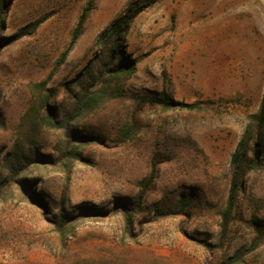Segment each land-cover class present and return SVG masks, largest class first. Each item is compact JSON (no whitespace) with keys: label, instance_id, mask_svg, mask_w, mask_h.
Returning <instances> with one entry per match:
<instances>
[{"label":"rangeland","instance_id":"obj_1","mask_svg":"<svg viewBox=\"0 0 264 264\" xmlns=\"http://www.w3.org/2000/svg\"><path fill=\"white\" fill-rule=\"evenodd\" d=\"M88 2L3 0L0 158L36 149L58 163L54 147L62 130L32 129L46 93L35 85L54 90L48 103L60 118L71 95L82 92L75 82L87 69L98 77L107 60L109 48L96 46L97 39L143 0H93L68 49ZM124 46L133 70L110 80L122 94L75 126L76 135L94 139L81 147L83 160H74L67 173L29 167V177L40 181L37 200L16 183L0 186V264H220L235 254L240 264H264V240L251 248L257 237L251 218L264 222V129L257 165L244 177L227 231L221 234L219 226L229 161L264 90V0H158L132 21ZM161 92L201 109H161L147 101ZM125 127L131 138L118 142ZM27 136L37 142L25 144ZM151 170L128 234L122 205L134 204L138 183ZM180 197L192 201L184 212L157 218L155 209L175 207ZM62 202L76 218L60 240L49 219Z\"/></svg>","mask_w":264,"mask_h":264},{"label":"trees","instance_id":"obj_2","mask_svg":"<svg viewBox=\"0 0 264 264\" xmlns=\"http://www.w3.org/2000/svg\"><path fill=\"white\" fill-rule=\"evenodd\" d=\"M92 1L93 0H89L86 7L83 8L77 24L71 33L68 49L80 37L83 25L92 9ZM157 1L158 0H143L142 4L134 7L133 9H129L103 31L101 36L95 42V45L98 47L106 46L109 48L107 60L105 63L100 65V68L97 71L98 77H95L90 72V69H87V71L81 76V78L83 77L81 79L82 81L75 82L78 85L80 84L82 92L71 95L72 103L70 108L68 111L64 112L60 118L57 117V113L54 111L55 108L50 106L48 103V100L54 96V90L45 88L43 84L35 85V87H41L46 93L40 98L37 107L38 110L42 109L43 112L39 119L32 121V129L36 131H39L40 128H45L47 130H62L63 136H59V142L54 147V150L57 153L56 161H58V163L55 164V162L51 160L52 154H41L36 149L28 151V154L31 153L30 157H28V154H20L16 151L8 152L0 158V186L8 187L9 185L16 183L25 193L26 197L32 195L33 199L36 198L35 200H37L39 196L34 193V185L36 183L39 184L40 181L35 176L29 177L33 171V169L30 170L29 167L42 170L47 166H58L59 169L66 171L67 173L69 165L73 163L74 160H83L81 147L93 142L94 139L87 135H76L75 126L81 118H83L87 113L95 110L107 99L122 94L120 89L113 86L111 87L110 80L125 77L133 70V61L124 55L125 36L135 17L145 9L152 7ZM2 8L3 0H0V29ZM44 20L45 18H41L32 23L30 25V30H34ZM19 34L28 33L22 30ZM2 46L3 44H0V48ZM68 49L63 53V57L66 55ZM116 59H119L118 63H114ZM105 76H108L107 80L104 79ZM81 82H83L82 85ZM147 101L150 104L159 106L161 109H201V107L197 104L175 101L165 92H161L157 96H150ZM249 119L251 122L247 125L244 134L229 161L230 178L226 205L219 213V226L221 234H224L228 229L231 219V211L235 203L237 193L242 186L244 177L257 165L259 152L258 144L263 140L261 133L264 129V90L261 95L257 112L250 115ZM131 134L132 128L125 127L118 133L116 140L118 142H124L125 140L131 138ZM35 142H37L35 136H27L25 144L33 145ZM37 156H39L38 159H36ZM153 176L154 173L151 170L148 178L138 183L140 194L132 206L122 205L123 220L128 234H130L134 214L140 210V198L149 189ZM2 188L0 187V192H2ZM191 202L190 198L180 197L178 198L175 207L155 209V212L157 213L156 216L157 218H161L182 213L191 205ZM75 209H78V207H74V210ZM75 218L76 216L74 211H68L63 202L59 206L58 214L51 216L49 219L50 223L54 226L53 229L59 236L60 240L65 239L66 233L68 232V222L73 221ZM251 224L257 236L251 247L254 248L258 245V243L264 240V222L257 217H252ZM241 262V256L235 254L227 257V259L220 264H240Z\"/></svg>","mask_w":264,"mask_h":264}]
</instances>
